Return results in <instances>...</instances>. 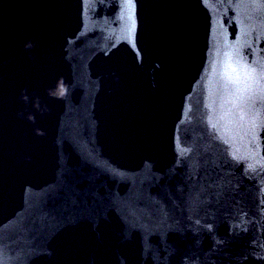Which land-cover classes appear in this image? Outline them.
I'll return each instance as SVG.
<instances>
[{"label":"water","instance_id":"obj_1","mask_svg":"<svg viewBox=\"0 0 264 264\" xmlns=\"http://www.w3.org/2000/svg\"><path fill=\"white\" fill-rule=\"evenodd\" d=\"M0 264H264V0H0Z\"/></svg>","mask_w":264,"mask_h":264}]
</instances>
